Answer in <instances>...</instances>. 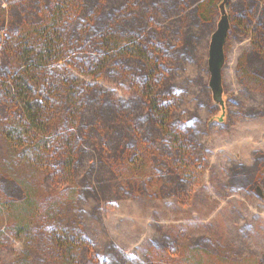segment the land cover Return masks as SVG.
Segmentation results:
<instances>
[{"label":"trees","instance_id":"1","mask_svg":"<svg viewBox=\"0 0 264 264\" xmlns=\"http://www.w3.org/2000/svg\"><path fill=\"white\" fill-rule=\"evenodd\" d=\"M218 1L0 0L1 135L33 168L59 174L67 184L96 153L120 162L123 173L144 183L168 164L170 170L161 172L172 182L167 196L183 203L194 184L184 174L196 163L205 118L185 113L191 96L182 76L193 63L189 44L202 25L194 20L208 23ZM233 9L230 24L243 34L253 27L255 56L263 67L264 0H240ZM239 64L241 80L264 90V78L242 58ZM71 69L92 77H126L139 88V97L115 101L102 86L80 84ZM233 100L226 98V105ZM156 151L166 162L146 172L148 155ZM242 173L236 170L235 182L252 184ZM255 173L251 180L264 178V170ZM31 205L22 201L11 212L29 215ZM78 228L53 219L38 227L49 264H147L112 240L101 251L93 249L95 237ZM9 230L22 232L17 225ZM28 256L24 249L17 263Z\"/></svg>","mask_w":264,"mask_h":264},{"label":"rangeland","instance_id":"2","mask_svg":"<svg viewBox=\"0 0 264 264\" xmlns=\"http://www.w3.org/2000/svg\"><path fill=\"white\" fill-rule=\"evenodd\" d=\"M239 1L229 0L227 14H234ZM219 2L208 23L194 20L202 25L189 44L193 63L182 76L191 96L185 113L205 118L198 159L190 174L182 173L194 183L187 200L182 203V198L167 196L172 182L161 172L170 170L168 164L144 178L150 180L144 183L138 175L123 173L120 162L96 153L82 174L71 175L67 184L59 174L33 168L0 132V264L17 263L24 249L29 256L22 262L49 264L38 227L50 219L78 232V226L83 227L96 238H91L93 249L101 251L112 240L125 254L147 264H264V178L251 180L254 169L256 173L264 170V115L258 113L264 111V90H254L248 79L241 80L239 62L242 58L262 78L264 66L255 56L253 27L243 34L229 24L222 67L224 109L214 108L207 58ZM260 10L261 6L258 14ZM71 72L80 84L111 91L115 101L139 97V88L126 77ZM193 79L194 84L189 82ZM226 98L234 100L226 105ZM160 161L166 158L159 151L150 153L142 169L147 172ZM236 170L253 183L235 182ZM22 201L32 203L31 213L38 217L42 209L45 218L30 212L13 214L12 205L20 207ZM14 225L20 234L9 230Z\"/></svg>","mask_w":264,"mask_h":264},{"label":"water","instance_id":"3","mask_svg":"<svg viewBox=\"0 0 264 264\" xmlns=\"http://www.w3.org/2000/svg\"><path fill=\"white\" fill-rule=\"evenodd\" d=\"M226 1L219 2V18L216 27L211 33L209 42L207 66L209 71L208 86L211 98L224 109L222 67L225 61L224 42L229 30V17L226 11ZM223 114V113H222ZM221 114V115H222ZM221 118V116L219 117Z\"/></svg>","mask_w":264,"mask_h":264}]
</instances>
